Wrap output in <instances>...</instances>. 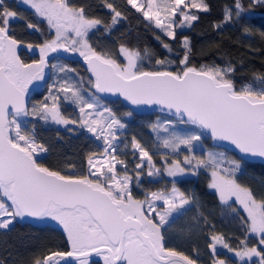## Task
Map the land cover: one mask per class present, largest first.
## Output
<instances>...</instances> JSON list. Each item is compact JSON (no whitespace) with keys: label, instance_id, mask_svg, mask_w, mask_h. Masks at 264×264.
Returning a JSON list of instances; mask_svg holds the SVG:
<instances>
[{"label":"snow or ice","instance_id":"1","mask_svg":"<svg viewBox=\"0 0 264 264\" xmlns=\"http://www.w3.org/2000/svg\"><path fill=\"white\" fill-rule=\"evenodd\" d=\"M19 2L46 20L48 27L55 30V37L39 46L38 62H22L17 55L20 42L10 31L12 19L18 14L10 10L5 0H0V230H8L18 218L26 217L50 219L62 227L67 249H48L32 264H90L93 256L99 257L103 264H196L183 252L167 247L164 235V230L188 210L186 206L194 203L195 198L180 191L175 183L171 190L148 192L142 200L133 195L128 164L111 154L116 150L114 129H122L124 125L111 109L99 111L97 97L91 93L86 96L82 82L77 86L71 80H63L57 89L64 93L66 100L77 105L78 120L61 114L56 95L45 97L32 108L31 114L57 124L77 123L97 140L102 138L106 146L103 158L89 155L88 169L82 174L63 173L38 163L36 154L47 149L38 145L32 134L22 131L18 117L29 115L24 103L25 93L33 80L43 78L49 52L63 48L79 51L95 78L90 83L97 92L119 93L133 105H159L161 110L175 117L158 120L151 126L159 147L179 155L183 146L188 152L183 160H169L167 154L162 156L163 172L175 177L189 171L196 175L198 169L210 170L208 187L215 189L220 202L231 207L229 201L234 197L235 204L246 213V218L241 217L245 236L240 240V250H234L222 234L211 235L208 247L215 255L216 245H222L229 252L235 251L241 261L245 257L249 260L259 257V264H264V248L247 246L249 234L255 235L259 245L264 246V198L258 199L249 187L238 183L235 178L241 167L238 160H226L223 153L212 151L199 157L194 154L207 133L213 141H226L239 153L264 158V76H256L254 83L237 90L230 78L235 71L233 66H189L191 48L187 36L181 42L185 52L179 60V70H167L173 63L167 58L155 60V64L165 70H145L140 62L149 56L147 49L142 54L121 44L119 55L126 61L122 63L89 44V32L98 29L104 21L89 17L84 7H73L69 0ZM103 2L112 13L105 27L107 32L125 17L109 0ZM126 2L172 40L176 38L177 28L191 27L199 19L198 12L210 11L206 0ZM253 5H264V0H251L249 8ZM245 11L242 0H233L231 5L224 6L223 20L213 27L219 29L233 19V13L240 17ZM28 27L40 31L33 23H28ZM156 39L164 49L172 51L171 45L160 36ZM52 67L56 69L57 65ZM59 70L63 72L65 68ZM49 92H52L51 87ZM177 124L192 127L178 131ZM131 146L134 152H139V162L135 165L139 170L137 180L145 162L149 177L160 175L161 168L135 137ZM225 163L228 166L222 167ZM117 164L123 166V175L117 171ZM157 201H162L161 208L157 207ZM232 211L239 214L236 208ZM204 220L207 223L206 217ZM213 264H227V261L214 259Z\"/></svg>","mask_w":264,"mask_h":264},{"label":"trees","instance_id":"2","mask_svg":"<svg viewBox=\"0 0 264 264\" xmlns=\"http://www.w3.org/2000/svg\"><path fill=\"white\" fill-rule=\"evenodd\" d=\"M109 2L113 3L125 18L106 32L105 27L110 23L112 13L104 6L103 0H69L73 7H84L89 17L104 21V24L98 26V29L89 32L88 42L97 51L107 52L122 63L125 61L119 55L121 44L130 49L139 50L142 54L145 49L148 50L149 56L140 62L145 70H165L160 69L155 64V60L167 58L173 61L167 70L177 71L180 67L179 60L183 58L185 52V49L181 47V42L183 37L187 36L191 48L189 66L197 68L201 65L222 68L233 66L235 71L230 74V78L237 90L246 84L254 83L256 76H264V5H253L249 8L251 0H242L246 11L240 17H236L233 13L231 21L216 29L213 24L223 20L224 6L231 5L233 0H206L210 6V11L198 12L199 19L194 21L191 27L176 29V38L172 40L159 29H156L153 24L145 21L140 13H137L127 4L126 0H109ZM5 3L10 6V10L18 14L16 18L12 19L10 25L11 34L20 42L17 55L25 64L38 61L40 57L37 52L39 46L43 45L45 41L53 39V30L48 27L46 20L36 16L30 8L17 4L16 0H5ZM28 23L35 24L40 31L29 28ZM156 36H160L161 40L169 43L172 51L169 52L164 49ZM28 45H32V47L29 48ZM57 58L76 73L79 84L82 82L83 89L90 93L93 92L92 83H90L92 79L82 64L64 57H54L51 60ZM43 93V90L32 93L30 104L33 101L41 102ZM92 94L95 96L94 93ZM98 99L111 106L116 116L121 119H126L128 114L131 115V120H128L131 125L126 134L127 137H135L153 156V161L157 167L161 168L160 175L154 180L142 177L139 185L133 187V195L142 200L146 193L171 190L175 183L180 191L195 198L191 207L177 220H174L175 224H180L182 231L187 230L185 226L181 225L184 222L186 225L189 224L188 226L196 224L193 227L195 230L187 233L188 237L184 234L185 239L181 232L172 235L171 232L174 229L170 230V227H167L168 229L164 230L166 246L183 252L198 264H213L214 259L224 260L225 258L230 264H259V257L252 262H239L235 258H230L221 248H217L214 255L208 247L209 243L212 242L210 240L211 235L222 234L233 249H241L240 240L244 239L245 236L241 217L246 218V216L236 208L233 201L229 202L231 207L220 202L216 191L208 187L210 175L204 169H198L196 175L191 173L189 176L175 180L163 175L162 156L167 154L166 158L169 160H183V152H179V155L166 153L164 148L158 146L156 137L149 131V124L155 121L157 117H167L159 114L137 115L119 100ZM61 109L66 118L74 119L75 111L72 105H64L62 102ZM26 121L29 124L25 131L34 136L38 145L47 149L41 158H37V161L50 169L60 170L67 174H82L88 169L87 157L102 152L100 142L97 139L82 128L71 125L72 123L57 126L45 124L39 119ZM69 129L72 130L69 131ZM117 138L121 139V137ZM202 141L206 146L213 147L210 138L206 135L202 136ZM160 148H162V152L155 151ZM226 152L241 164L239 173H237L238 183L249 187L258 199L264 198V165L257 162L242 161L235 154ZM120 159L128 164L129 175L132 174L133 178H137L136 172L139 170L134 168L139 159L136 153L129 151V155H123ZM69 165L75 167L70 169ZM232 208H236L239 214L234 213ZM205 217L207 223H205ZM53 224L54 222L46 224L25 223L18 218L8 230H0V264H32L37 256L44 254L48 249L66 250L67 240L63 229ZM247 246L260 247L258 238L249 234ZM90 264H103V262L95 261L90 262Z\"/></svg>","mask_w":264,"mask_h":264},{"label":"rangeland","instance_id":"3","mask_svg":"<svg viewBox=\"0 0 264 264\" xmlns=\"http://www.w3.org/2000/svg\"><path fill=\"white\" fill-rule=\"evenodd\" d=\"M16 2H17V4H19V5H21V6H24V7H27V8H30L28 5H25V4H23L22 2H19V0H16ZM31 9V8H30ZM31 10H33V9H31ZM34 11V10H33ZM191 11L192 12H197V10L196 9H191ZM41 19H43V18H41ZM154 25V24H153ZM178 29V28H177ZM53 30V32H54V37H55V30L54 29H52ZM71 36H72V34L71 33H69V37L71 38ZM53 37V38H54ZM69 43V46H70V41L68 42ZM18 49H19V46H17V54H18ZM60 49H63V48H60ZM38 54H39V56H40V48L38 49ZM77 53H79V51H76ZM50 53V52H49ZM49 55V54H48ZM48 57V56H47ZM46 57V58H47ZM56 57H59V56H56ZM40 60V57H39V59H38V61ZM38 61H36V62H38ZM49 62H50V66H49ZM48 62V66H49V70H47V68L45 67L44 68V74H43V78L42 79H36V80H33L32 82H31V84H30V86H28V90H27V92H26V94L27 95H29L30 93L32 94V93H36V91H41V90H43L44 91V95H43V97H42V101L41 102H43L44 101V99H45V97H47V96H50V95H56V96H58L59 97V100H58V104H59V108H60V111H61V114L64 116V113H63V111H62V109H61V104H62V102H63V104L65 105V104H67V105H72L73 107H74V111H75V117H74V119L73 120H78L79 119V116H80V112H79V108L77 107V105L76 104H74L73 102H72V100H70V99H68V100H66L65 98H64V93H62V92H59V91H57V89L59 88V86H60V82H62L63 80H71L73 83H75V84H77V86H79L80 84H79V78H78V76L76 75V73L75 72H73L66 64H64V62H62L59 58H57V59H55V60H50ZM125 63H126V61H125ZM52 65H57V68L56 69H53V67H52ZM60 67H64L65 68V71H63V72H61L59 69H60ZM70 70V71H69ZM52 88V92L50 93L49 92V88ZM92 89H93V87H92ZM84 90V94L87 96L88 95V93H90L89 91H86L85 89H83ZM92 93H94V92H92ZM91 93V94H92ZM69 95H70V93H69ZM93 95V94H92ZM96 97V96H95ZM32 98V97H31ZM30 98V99H31ZM99 98V97H98ZM97 98V99H98ZM31 101V100H30ZM40 101H33L31 104H29V106H28V110H29V115H27V116H20V117H18V121L20 122V124H21V129H22V131H24V132H26L25 130H26V127L28 126V122L26 121V120H29V122L33 119H39V120H41L38 116H35V115H32L31 114V110H32V108L34 107V106H38L40 103H41ZM98 102H99V105L101 106L100 108H99V111H101V112H103L104 111V108H108V109H111V111L113 112V110H112V108H111V106H109L108 104H105V103H103V102H101L99 99H98ZM48 103H49V105H51V103H52V101L51 100H49L48 101ZM114 113V112H113ZM115 114V113H114ZM104 115L105 116H107V113H104ZM115 116H116V114H115ZM65 117V116H64ZM119 120H120V122L124 125V128H122V129H114V131L116 132V135H117V137H121V139L120 140H118V142L117 143H114V141H113V144L115 145V152L114 153H111L112 155H115L116 157H117V159L118 160H122V159H120L121 158V156H123V155H126V154H128L129 155V151H134L133 150V148H132V146H131V142H132V137H127V133H128V131H129V129H130V125H131V123H129L128 122V120H131V115H127L126 116V119H121V118H119L118 116H116ZM66 118V117H65ZM67 119H69V118H67ZM166 119H171V118H163V117H157V119L155 120V121H153L151 124H149V123H146L147 125L149 124L150 126H149V131L150 132H152L153 133V135L156 137V133L155 132H153L152 131V125L153 124H155L158 120H160V121H163V120H166ZM41 121H43L45 124H50V125H57V126H63L64 124H57V123H55L54 121H52L51 119H49L48 121H45V120H41ZM71 124V123H70ZM71 125H73V126H77V127H79V128H82V127H80L79 126V124H77V123H72ZM189 128H191L190 126H187V125H183V124H177L176 125V129L178 130V131H185V130H188ZM86 133H88V134H90L92 137H94L95 139H96V137L92 134V133H90V132H88L85 128H82ZM163 135V134H162ZM99 142H100V145H101V148L100 149H102V152L100 153V154H98V155H94V157H97V158H103V152H104V148L106 147L105 146V144H104V142H103V139L101 138V139H99L98 140ZM145 143V142H144ZM200 145H201V147H199V148H197V150L195 151V155L196 156H202L203 154H204V152H206V151H212V152H217V153H223L224 154V157L226 158V160H235L234 158H232V157H230L228 154H227V152L225 151V150H223V149H218V148H213V147H208V146H206L205 144H203V141H202V139H201V141H200ZM156 152H162V148H160V149H156L155 150ZM164 151L166 152V153H169V154H173V153H170L167 149H164ZM180 152L182 153L183 152V154H182V156L184 157V155H188V152H187V149H185V148H183V146H181V150H180ZM43 153L44 152H40V153H37L36 154V158H41L42 156H43ZM136 153V156H137V158L139 159V152H135ZM109 159H110V156L108 157ZM228 165H227V163H225L224 165H222V167H227ZM116 167H117V171L119 172V174L120 175H123L124 174V168H123V166L122 165H120V164H117L116 165ZM134 169H136V167L134 168ZM205 170V169H204ZM208 173H209V175H210V170H206ZM147 172H148V167H147V164H146V162H145V166H144V169H143V172H142V174H141V176L139 177V180H137V178H133L132 177V174H130L129 175V173H127L129 176H131L132 177V180H131V182H130V187H131V189L133 190V187L134 186H137V185H139V182H140V179L142 178V177H146L147 179H151V180H154V179H156L158 176H153V177H149L148 175H147ZM162 172H163V166H162ZM237 173H239V171H237ZM237 173H236V176H235V178L237 179ZM191 174V172L189 171V172H185L184 174H180V175H177V176H175V177H171V176H168L166 173H164L163 172V175L164 176H166L167 178H170V179H172V180H175V179H179V178H182V177H184V176H189ZM210 179H211V176H210ZM211 189V188H210ZM211 190H213V191H215V189H211ZM231 200H234V203H235V198L233 197V199H231ZM230 202V201H229ZM156 204H157V207L158 208H161L162 207V201H157L156 202ZM189 207H191V205H189V206H186V208L188 209ZM236 208H238V210H240V211H242L243 212V209L242 208H240V206L239 205H237L236 204ZM145 211L147 212L148 211V209H147V206H145ZM244 213V212H243ZM244 215L246 216V213H244ZM182 216V215H181ZM178 219V218H177ZM177 219H175V220H177ZM54 222V224H56L57 226H59L55 221H52V220H50V219H43L40 223H38V224H46V223H53ZM53 224V225H54ZM180 225V224H179ZM177 223L175 224L174 222L169 226L170 227V230L173 228L174 230L171 232V234L173 235V234H175V233H177V232H181L183 235L185 234L186 235V237H188V235H187V233L189 234V233H191V232H193L195 229L193 228L194 226H196V224H193V225H190V226H188V225H186V222H184L183 224H181L182 226H185L186 228H187V230H181V228H180V226H179ZM11 226V225H10ZM60 227V226H59ZM168 227V228H169ZM167 228V229H168ZM179 228V229H178ZM170 230H169V233H170ZM180 233V235L182 236V234ZM185 235H184V237H185ZM186 237H185V239H186ZM260 247H262V248H264V246H261L260 245ZM217 248H221L228 256H230V258H235V259H237L239 262H252L254 259H256L257 257H252L251 258V260H249L247 257H245L244 258V260L243 261H241L238 257H236L235 256V251H233V252H229L227 249H225L222 245H216V249ZM234 250H240V249H234ZM224 260H227V258H225ZM229 261V260H228ZM101 262H103L102 260H101ZM227 264H230V262L229 263H227Z\"/></svg>","mask_w":264,"mask_h":264},{"label":"water","instance_id":"4","mask_svg":"<svg viewBox=\"0 0 264 264\" xmlns=\"http://www.w3.org/2000/svg\"><path fill=\"white\" fill-rule=\"evenodd\" d=\"M64 57L66 59L72 60V61H77L80 64H82V66L88 71L92 82H94V77L92 76V73L88 70V65L85 62L84 58L77 52H73V51H65L64 49H58L56 52H50L48 57L46 58V68L47 70H49V66H48V62L56 57ZM31 84V83H30ZM30 84L28 86H30ZM93 92L95 94V96L101 98V99H106V100H110V101H115V100H119L121 101V103L125 106H127V108L129 110H131L133 113L137 114V115H151V114H159L161 116H165L167 118H171V119H175L174 116H170L167 110H161L159 105H149V104H138V105H133L131 104L129 101L125 100L123 96H120L119 93H113V92H97L96 89L93 87ZM32 97V94L30 93L29 95H27L25 93V97H24V103H25V107L28 109V106L30 104V98ZM9 119H11V116L9 117ZM190 126V125H188ZM192 127V126H190ZM204 135H206L207 137L210 138V143L213 147L215 148H219V149H223L225 151L231 152L233 154H235L240 160L245 161V162H257L260 163L262 165H264V158L261 157H252V156H246L242 153H239L238 150H236L234 148V146H232L231 144H229L226 141H213L211 136L207 133H205ZM118 138L114 141V143L118 142ZM23 221H25V223H33V224H38L40 223L42 220H36L33 218H29L26 217L23 219ZM95 261H101L99 257L93 256L90 258V262H95ZM196 264H198L196 262Z\"/></svg>","mask_w":264,"mask_h":264},{"label":"flooded vegetation","instance_id":"5","mask_svg":"<svg viewBox=\"0 0 264 264\" xmlns=\"http://www.w3.org/2000/svg\"><path fill=\"white\" fill-rule=\"evenodd\" d=\"M231 199H233V198H231ZM231 199H230V201H233L234 202V200H231Z\"/></svg>","mask_w":264,"mask_h":264}]
</instances>
